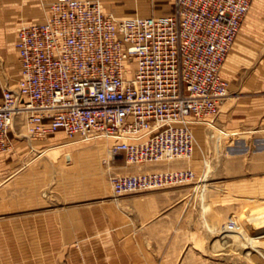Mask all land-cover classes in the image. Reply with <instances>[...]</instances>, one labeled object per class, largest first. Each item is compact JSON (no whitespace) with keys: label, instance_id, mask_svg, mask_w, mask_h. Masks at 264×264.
I'll list each match as a JSON object with an SVG mask.
<instances>
[{"label":"built area","instance_id":"obj_1","mask_svg":"<svg viewBox=\"0 0 264 264\" xmlns=\"http://www.w3.org/2000/svg\"><path fill=\"white\" fill-rule=\"evenodd\" d=\"M253 0H173L166 15L113 18L99 0H55L16 30L19 78L0 99V153L62 131L111 141L127 164L189 159L193 127L228 94L223 63ZM189 167L113 174L112 197L183 186Z\"/></svg>","mask_w":264,"mask_h":264},{"label":"rangeland","instance_id":"obj_2","mask_svg":"<svg viewBox=\"0 0 264 264\" xmlns=\"http://www.w3.org/2000/svg\"><path fill=\"white\" fill-rule=\"evenodd\" d=\"M255 8L264 12V0H254L251 11ZM241 39L242 30L221 69L228 94L214 128L195 127L189 159L137 165L114 156L108 164L111 141L78 137L61 138L57 142L68 145L39 157L31 147L41 150L54 143L42 147L43 140L27 139L18 116V141L0 153V264H65L64 256L47 253L55 247L46 229L35 237L33 220L66 206L75 215L78 208L111 218L107 239L90 244L121 251L101 260L264 264V62L253 63L248 55L243 59ZM9 46L0 52V99L3 89L16 84L17 59ZM66 153L73 154L71 160L63 157ZM181 167L194 171L192 183L112 197L110 175ZM80 261L81 255L72 258Z\"/></svg>","mask_w":264,"mask_h":264},{"label":"crops","instance_id":"obj_3","mask_svg":"<svg viewBox=\"0 0 264 264\" xmlns=\"http://www.w3.org/2000/svg\"><path fill=\"white\" fill-rule=\"evenodd\" d=\"M53 1L55 0H0V34L2 35L0 37V52H3L2 49L5 48L4 46L11 45L12 47L10 49L14 50L17 59V51L15 48L16 28L21 24L42 22L44 20V8L48 3ZM100 2L102 3L105 14L117 19L133 17L135 15L140 17L166 15L172 11L173 4V0H100ZM253 2L254 0L251 2L235 41L240 30H242L241 54L243 59L248 55L249 61L261 64L264 62V12L260 8H255L251 11ZM221 76L226 80L222 72ZM18 78L19 64L17 61L16 81ZM9 137L14 146V143L18 139L14 138L11 134H9ZM63 137L67 138L62 131H57L47 138H35L43 140V143H41L42 147L46 143L54 144L41 150L34 147L31 148L37 152L39 157L45 156L49 150L68 145L57 142ZM30 145L32 146V144ZM72 156L73 154L66 153L63 157L71 160ZM78 157L80 158V153H78ZM108 207L112 210L113 206L111 202L108 204ZM105 217V214L100 213L89 215L84 210L78 208L76 209L75 215V209L66 206L60 208L57 214L36 216L33 220L35 224V237L41 234V229H46L47 237L54 242V246L51 247H55L47 253L56 256V258L60 255L62 257L64 256L65 264H117L105 261V259L101 260L99 256L108 255L112 252L113 254L115 252L118 253V251L120 253L121 250L119 248H114L110 251L109 248H100L96 244H90V241L96 238L99 240L107 239L106 236L108 235H106L105 230L108 227L106 223L111 222V218L106 219ZM108 231L112 232L113 230L108 228ZM74 255H81L82 261L73 263L72 258L74 260ZM90 256L97 258L91 259Z\"/></svg>","mask_w":264,"mask_h":264},{"label":"bare ground","instance_id":"obj_4","mask_svg":"<svg viewBox=\"0 0 264 264\" xmlns=\"http://www.w3.org/2000/svg\"><path fill=\"white\" fill-rule=\"evenodd\" d=\"M50 3H51V2H50ZM48 4H49V3H48ZM48 4H47V5H48ZM246 15H247V14H246ZM245 17H246V16H245ZM213 124H214V121H213V123H212V122H207V126H208V127H213V128H214V125H213ZM195 126H197V125H195ZM195 126H194V127H195ZM194 127H193V131H194ZM194 149H195V148H194ZM193 153H194V151H193ZM110 157H111V156H110V153H109V149H107V160H108V164L110 163ZM108 181H109V180H108ZM114 200H117V199H114Z\"/></svg>","mask_w":264,"mask_h":264}]
</instances>
